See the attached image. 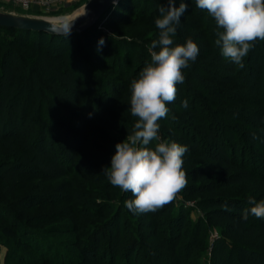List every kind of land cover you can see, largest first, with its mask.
<instances>
[{"label": "trees", "instance_id": "obj_1", "mask_svg": "<svg viewBox=\"0 0 264 264\" xmlns=\"http://www.w3.org/2000/svg\"><path fill=\"white\" fill-rule=\"evenodd\" d=\"M149 2L158 4V0H119L87 29L66 35L0 26V33L14 32V44L27 45L34 53L31 60L13 47L2 56L0 141L5 145H20L26 152V157L8 166L3 173L4 182L9 183L3 190L6 195L14 190L16 179L21 174L57 179L72 172L84 148L94 150V155L91 156L90 168L79 172L86 180L101 183L99 175L104 174V166L111 161L116 148L108 137H100L101 143L90 141L91 128L94 124L106 122L127 129V112L124 110L130 105L131 78H138L140 71L150 62V53L145 43L135 41L141 48L137 56L131 54L130 59L125 56L124 60L107 61L105 55L112 48L110 42H115L116 38L100 26L126 22L134 16L137 8L143 9ZM175 2L179 5L181 0ZM184 2L194 5L195 11L186 21L192 27L190 35L183 41L192 39L197 44L199 54L196 61L203 56L206 59L201 64L195 61L193 69L188 71V85H177L180 104L187 100L188 105L183 108L197 120L204 132L202 139L184 135L182 145L187 146L186 154L201 161L184 169L188 183L183 191L188 194L212 193L257 176L264 178V108L241 107L234 100V96L240 93L236 89L238 86L229 88L232 99L223 102L230 105L217 110L243 126L257 128L253 133L244 131L241 142L236 136L238 131L233 130L232 125H223L224 129L219 131L215 119L200 113L201 103L190 91L196 83L205 84L211 88L215 100L219 101L218 97L227 88L218 83L231 74L237 84L251 94L254 89L263 86L264 61L257 60L252 64L248 63L250 57H245L244 67L241 68L226 60L219 46L216 47L215 30L207 27L208 23L216 25L215 21L206 11L196 7L195 0ZM101 38L104 39L102 46L99 45ZM212 42L214 45L209 46ZM74 48L90 54L94 62L114 76L106 78L104 89H94L84 77L82 66L77 61L78 52ZM134 57L138 58V63H134ZM206 74L215 78L207 80ZM24 78L31 81L40 78L46 82L41 103L53 116L37 119L29 113L27 106L28 98L32 97L31 91L24 99L16 101ZM174 102L171 106L176 105ZM74 109L80 110V113ZM257 150L262 154H257ZM202 179L205 181L199 182ZM103 184L110 192L111 185L106 181ZM74 197L83 202L88 199L79 194ZM124 198L125 201L134 199L130 192H125ZM248 200L231 195H208L200 200L205 208L204 215L191 225L185 223L190 210L182 202L174 200L154 213L141 216L136 233L131 232L126 213L131 211L124 202L113 212L106 207L88 209L82 217H102L103 221L92 227L75 223L72 230L79 234L76 246L84 249L87 260L94 264H117L118 258L122 264H201L197 257L205 246L203 232L205 224H209L221 228V236L216 238L211 250V264H232L233 257L239 264H263L264 218L249 213L246 220L242 219L243 212L253 206ZM225 203L228 210L222 207ZM2 210L0 224L11 220L12 214L9 207ZM17 226L13 221L10 226L4 227L3 233L17 235Z\"/></svg>", "mask_w": 264, "mask_h": 264}, {"label": "rangeland", "instance_id": "obj_2", "mask_svg": "<svg viewBox=\"0 0 264 264\" xmlns=\"http://www.w3.org/2000/svg\"><path fill=\"white\" fill-rule=\"evenodd\" d=\"M88 0H77L70 3L68 6L46 9L37 5L23 7L11 3L9 0H0V11L12 12L19 15H27L33 17L53 18L59 16L74 17L84 11L83 5ZM160 4L167 5V0H158L157 5L149 2L143 9L137 8L134 16L126 22L112 26L103 24L100 26L103 30L116 38L112 43L110 50L105 55L107 61L125 59V56L130 59V55L137 54L140 51V46L135 41L145 43L149 48L153 40L159 37V30L155 26V20L160 18L158 6ZM188 4V10L181 17V23L178 26L177 34L173 37L174 45L183 44L191 32L189 21L191 15L195 11V6ZM179 7V5H176ZM72 17V18H73ZM207 17V16H206ZM68 18V19H69ZM65 19L63 21H67ZM207 27L214 29L215 38L216 32L222 29H217L216 25L211 23ZM210 33V32H209ZM15 33L1 32L0 33V75L2 70V56L6 50L10 48L19 49L23 55H28L32 60L34 58L33 49L27 45L14 44L13 37ZM76 39V38H75ZM183 41V43L180 41ZM125 40L126 42H122ZM129 41V42H127ZM181 43H180V42ZM214 42H212L211 45ZM217 47V45H216ZM220 49V48H219ZM159 50L158 48L156 49ZM78 52V63L82 66L83 75L87 81L91 82L94 89H104L106 86V78L114 77L108 70H103L100 64L93 61L90 54L79 48H74ZM206 56L200 57L196 64H201ZM250 57V58H248ZM248 63L254 64L257 60L264 61V40H257L254 47L246 56ZM206 59V58H205ZM210 59V58H209ZM138 58L134 57V63H138ZM190 66L183 70L185 80L183 83L188 85L186 74L195 66V62H189ZM207 80L214 79L215 76L206 74ZM136 79L134 78H131ZM264 81V73L262 75ZM131 80V81H132ZM222 87L227 88L220 94L219 101L212 96V90L202 83H196L190 89L192 96L197 98L200 105V113L209 115L211 120L215 119L217 129L223 130V125L229 124L233 126V130L238 131L237 139H241L244 131L256 132V127L243 126L240 122L228 119L218 108L230 103H224V100L232 99L229 88L239 89L240 93L234 96L235 103H239L241 107H263L264 108V82L259 89H254L251 94H247L236 79L231 74L224 76L218 83ZM240 86V88H239ZM47 87L46 82H42L40 78L35 81L24 78L22 80L21 91L16 95V101L24 99L26 93L31 91L32 97L28 98L27 110L33 117L42 119L44 117L53 116L50 111L46 112L47 106H42L41 96L43 88ZM231 88V89H232ZM214 95V94H213ZM175 98L176 105L168 104L169 112L166 118L159 121V134L163 140L175 141L182 145L184 135L197 136L200 139L204 137V132L197 120L189 115L183 106L180 104L179 94L177 92ZM211 97L212 100L210 99ZM214 99V100H213ZM15 101V103H16ZM69 107L74 108L72 105ZM80 113V110L74 109ZM128 121L127 129L114 127L106 122L94 124L91 128L90 141L99 143L100 137H108L113 147L117 143L123 142L127 134H131L132 127L137 118L132 117L130 113V105L126 107ZM175 116V119H173ZM165 123V124H164ZM65 125V124H64ZM66 126H68L66 124ZM101 143V142H100ZM248 143V142H247ZM100 145V144H99ZM249 145V144H248ZM104 147V144H101ZM152 146V145H150ZM250 146V145H249ZM251 149L252 146H250ZM257 154H262V151L257 150ZM94 155V150L84 148L73 166V171L63 177L57 179L38 178L33 175L21 174L14 184V190L6 195L3 190L9 183L4 182L3 173L7 167L19 162L26 157V152L20 145L11 144L5 145L0 141V211L5 207H9L12 211L11 220L0 224V263L1 264H94L87 260L86 251L76 246L78 233L74 232L73 226L75 223L88 224L92 227L95 224L103 221L102 217H82V213L88 209L96 210L106 207L113 212L117 206L125 202V192L114 187L108 181L105 174H100L99 182L86 180L81 175L79 170H86L91 166V156ZM183 169L190 167L193 164H198L201 159H197L189 154L183 156ZM110 162L106 163L105 167H110ZM111 185V191L105 189L103 182ZM205 181L204 179L199 182ZM75 194L82 195L86 201H79ZM231 195L237 197H254L256 200H264V178L255 177L254 179L243 182L242 184L233 187H221L218 191L212 193H195L188 194L183 190L175 198L176 202H182L190 210L185 223L193 224L205 213V208L200 204V200L208 195ZM89 206V207H88ZM129 217V226L131 232L136 233L140 214L134 216L131 212H126ZM18 224L17 235H5L3 229L5 226H10L11 222ZM16 221V222H15ZM221 236V228L209 224H205L203 232L204 248L197 257L201 264H211V250L217 237ZM117 264H122L121 259H117ZM232 264H239L238 260L233 257ZM264 264V259H263Z\"/></svg>", "mask_w": 264, "mask_h": 264}, {"label": "clouds", "instance_id": "obj_3", "mask_svg": "<svg viewBox=\"0 0 264 264\" xmlns=\"http://www.w3.org/2000/svg\"><path fill=\"white\" fill-rule=\"evenodd\" d=\"M195 4L215 21L217 29H222L216 32L215 40L221 55L243 68V59L255 42L264 40V0H195ZM158 10L160 18L155 26L159 37L148 48L150 62L130 85V113L137 119L131 134L115 145L110 167L103 169L112 186L134 197L125 201V206L136 214L154 213L168 205L188 183L183 169L187 146L163 140L159 121L167 117L177 85L185 80L183 70L190 61L195 62L199 48L192 39L173 46L181 17L188 10L184 0L179 7L175 0H167V5L160 4ZM62 31L66 35L69 24H64ZM103 44L101 38L99 45ZM187 105V100L182 102L183 107ZM248 202L253 206L243 212L242 219L246 220L249 213L264 218V200L257 202L250 197ZM222 207L228 210L227 203Z\"/></svg>", "mask_w": 264, "mask_h": 264}, {"label": "water", "instance_id": "obj_4", "mask_svg": "<svg viewBox=\"0 0 264 264\" xmlns=\"http://www.w3.org/2000/svg\"><path fill=\"white\" fill-rule=\"evenodd\" d=\"M118 1L119 0H116V3ZM115 4L113 0H88L83 5L84 11L67 22H59L46 17H33L0 11V26L64 34L62 27L64 24H69L70 31L68 33H74L87 29L106 14Z\"/></svg>", "mask_w": 264, "mask_h": 264}, {"label": "built area", "instance_id": "obj_5", "mask_svg": "<svg viewBox=\"0 0 264 264\" xmlns=\"http://www.w3.org/2000/svg\"><path fill=\"white\" fill-rule=\"evenodd\" d=\"M13 4H17L23 7H29L30 5H37L46 9L58 4L73 3L77 0H9Z\"/></svg>", "mask_w": 264, "mask_h": 264}, {"label": "bare ground", "instance_id": "obj_6", "mask_svg": "<svg viewBox=\"0 0 264 264\" xmlns=\"http://www.w3.org/2000/svg\"><path fill=\"white\" fill-rule=\"evenodd\" d=\"M73 17V16H72ZM72 17L69 18V15L68 16H59V17H53V18H50V19H53V20H56V21H59V22H67L69 21ZM69 18V19H68ZM65 19H68L67 21H63Z\"/></svg>", "mask_w": 264, "mask_h": 264}, {"label": "crops", "instance_id": "obj_7", "mask_svg": "<svg viewBox=\"0 0 264 264\" xmlns=\"http://www.w3.org/2000/svg\"><path fill=\"white\" fill-rule=\"evenodd\" d=\"M70 3H66V4H58V5H54L52 7H50L49 9H52V8H57V7H63V6H68Z\"/></svg>", "mask_w": 264, "mask_h": 264}]
</instances>
